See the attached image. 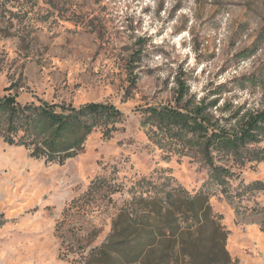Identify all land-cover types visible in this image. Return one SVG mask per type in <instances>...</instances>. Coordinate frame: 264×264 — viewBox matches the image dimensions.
I'll return each mask as SVG.
<instances>
[{
  "label": "rangeland",
  "instance_id": "1",
  "mask_svg": "<svg viewBox=\"0 0 264 264\" xmlns=\"http://www.w3.org/2000/svg\"><path fill=\"white\" fill-rule=\"evenodd\" d=\"M4 97L123 118L62 165L0 136V264H85L122 208L177 188L210 195L231 259L217 264H264V161L215 157L220 187L202 153L143 124L154 107L216 102L208 115L227 127L264 109V0H0Z\"/></svg>",
  "mask_w": 264,
  "mask_h": 264
},
{
  "label": "trees",
  "instance_id": "2",
  "mask_svg": "<svg viewBox=\"0 0 264 264\" xmlns=\"http://www.w3.org/2000/svg\"><path fill=\"white\" fill-rule=\"evenodd\" d=\"M185 89L182 84L180 97H184ZM215 104L149 108L148 121L143 124L150 122L202 153L212 167L211 181L224 187L230 172L222 166L215 167V157L264 161V149H249L250 145L264 142V109L247 112L241 118L238 112L227 121H237L236 126L227 127L210 119L208 111ZM122 118L123 113L108 103L76 108L42 100L21 105L16 97L0 99V136L5 143L26 148L32 158L61 165L83 150L95 130L115 126ZM104 136L110 137L108 129ZM226 240L219 218L213 215L210 195L199 192L191 196L177 188L163 197L141 198L129 208H122L106 243L93 249L85 264H217L220 255L229 262ZM205 241L211 248L206 254Z\"/></svg>",
  "mask_w": 264,
  "mask_h": 264
}]
</instances>
